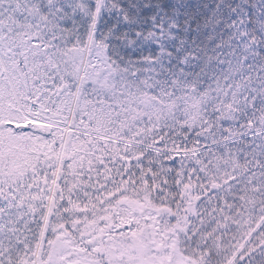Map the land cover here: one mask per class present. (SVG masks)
I'll return each instance as SVG.
<instances>
[{
  "label": "snow or ice",
  "instance_id": "snow-or-ice-1",
  "mask_svg": "<svg viewBox=\"0 0 264 264\" xmlns=\"http://www.w3.org/2000/svg\"><path fill=\"white\" fill-rule=\"evenodd\" d=\"M0 264H264V0H0Z\"/></svg>",
  "mask_w": 264,
  "mask_h": 264
}]
</instances>
